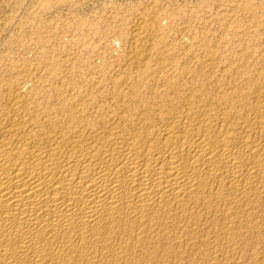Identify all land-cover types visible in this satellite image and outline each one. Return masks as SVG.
Wrapping results in <instances>:
<instances>
[{
    "label": "bare ground",
    "instance_id": "1",
    "mask_svg": "<svg viewBox=\"0 0 264 264\" xmlns=\"http://www.w3.org/2000/svg\"><path fill=\"white\" fill-rule=\"evenodd\" d=\"M151 74L1 131L0 264H264L261 98Z\"/></svg>",
    "mask_w": 264,
    "mask_h": 264
},
{
    "label": "rangeland",
    "instance_id": "2",
    "mask_svg": "<svg viewBox=\"0 0 264 264\" xmlns=\"http://www.w3.org/2000/svg\"><path fill=\"white\" fill-rule=\"evenodd\" d=\"M152 72L264 105V0H0V134L60 97L105 104L117 80L152 97Z\"/></svg>",
    "mask_w": 264,
    "mask_h": 264
}]
</instances>
